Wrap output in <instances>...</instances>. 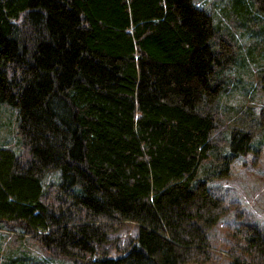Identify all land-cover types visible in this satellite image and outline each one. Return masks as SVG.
Here are the masks:
<instances>
[{"label": "trees", "instance_id": "obj_1", "mask_svg": "<svg viewBox=\"0 0 264 264\" xmlns=\"http://www.w3.org/2000/svg\"><path fill=\"white\" fill-rule=\"evenodd\" d=\"M231 2L225 26L198 0H0L18 138L0 143V230L51 258L264 264V224L218 182L264 134L229 102L235 28L264 34V0Z\"/></svg>", "mask_w": 264, "mask_h": 264}, {"label": "rangeland", "instance_id": "obj_2", "mask_svg": "<svg viewBox=\"0 0 264 264\" xmlns=\"http://www.w3.org/2000/svg\"><path fill=\"white\" fill-rule=\"evenodd\" d=\"M198 1L199 5L211 8L214 14L221 16L220 21L223 25L228 24L229 20L223 15V10L232 12L231 0ZM234 16L237 17L235 13H233ZM253 19L256 21L257 18ZM250 22L249 25L254 23ZM235 29L241 54L237 65L232 70L237 78L229 102L239 107L240 112H246V108H249L253 116L264 120V34L252 25L242 27L239 24ZM16 114L17 109L14 106L7 102H0V143L18 147ZM260 140H263L260 151L251 150L239 156L233 163L232 176L218 182L264 224V134L263 136L260 134L253 145L257 146ZM58 173L60 175V170L48 173L43 184L47 185L46 183L57 180ZM227 230L223 226L217 229L219 235ZM136 234L135 223L123 225L116 233L119 249H114L112 252L114 254L124 252L126 245ZM20 259H24L26 264H99L92 262L91 257L79 260L51 258L39 248L37 242L28 237L17 240L14 234L0 230V264H17ZM229 263V258L223 253L218 255V259L211 264Z\"/></svg>", "mask_w": 264, "mask_h": 264}]
</instances>
